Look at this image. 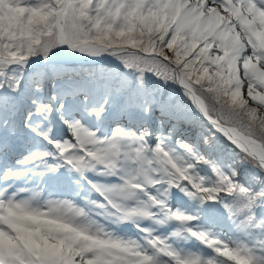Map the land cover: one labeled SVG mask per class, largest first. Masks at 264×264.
Returning <instances> with one entry per match:
<instances>
[{
    "label": "snow or ice",
    "instance_id": "6c2138e0",
    "mask_svg": "<svg viewBox=\"0 0 264 264\" xmlns=\"http://www.w3.org/2000/svg\"><path fill=\"white\" fill-rule=\"evenodd\" d=\"M0 264H264V0H0Z\"/></svg>",
    "mask_w": 264,
    "mask_h": 264
}]
</instances>
